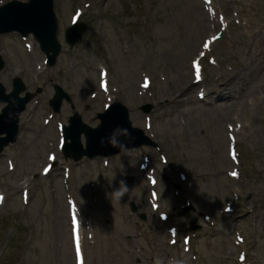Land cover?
<instances>
[{
    "label": "rangeland",
    "instance_id": "rangeland-1",
    "mask_svg": "<svg viewBox=\"0 0 264 264\" xmlns=\"http://www.w3.org/2000/svg\"><path fill=\"white\" fill-rule=\"evenodd\" d=\"M85 1L56 0L58 16L67 23L74 7ZM215 4L217 11L225 14L226 29L209 53L213 64L205 60L208 80L204 86L205 90L209 88L210 75L220 69H236V72L241 69L238 74L244 82L240 84L241 90L232 86V91L226 87L219 92L234 94L230 100L216 101L217 94H213L207 97L210 102L203 103L195 93L186 95L187 91L180 90L189 77L192 79L190 60L198 55L202 40L222 29L215 18L206 13L200 0H96L92 9L97 17L88 16L91 28L85 40L72 52L62 55L57 68L36 78L32 71V62L38 61L36 55H25L13 36L4 38L1 46L8 53L7 74L18 67L23 71L28 88H32L37 79L48 91L50 85L46 80L52 76V80L61 82L72 94L75 109L88 117L94 116L107 101L106 94L96 100L90 99L89 93L85 95L87 90L97 88L95 66L98 61L103 62L110 74L111 93L129 106L133 118L134 112L136 116L141 115L138 109L142 103L154 105L150 133L160 148L153 153V164L160 171L158 176L166 174L169 183L186 185L199 210L215 213L212 216L215 225L208 226L207 234L199 236V239L206 238L208 247L201 248L194 264H237L238 248L234 242L237 233L248 238L247 243L248 240L253 243L252 253L248 243L252 261L264 264V0H215ZM242 8L250 13L251 23L239 16ZM248 26L251 27L249 35ZM143 75L149 76L151 81L147 91L139 86ZM87 102L91 105L85 109ZM69 113L67 108L66 113L59 116L64 120ZM40 122L37 115L28 120L24 125L26 136L9 151L15 166L13 172L7 171L0 157V186L6 194L16 188V193L7 195L0 208L3 220L0 223V251L3 249L0 264H54V259L70 264L67 194L74 196L81 208L95 218L96 249L93 256L87 250V264H134L137 256L144 259L142 264H171L172 258L174 264H193L191 260L180 258L181 251L176 249H171L175 252L164 258L163 250L167 247L160 237L157 245L146 242L140 250L135 249L139 246L137 241L130 243L123 239V235L132 233L135 227L129 223V216L124 215V205L134 199L142 211L147 200L143 188L146 180L140 179L136 169L140 153L138 157L132 152L115 158L104 169L97 162L77 164L71 167L69 188L63 185L61 172L45 180L37 179L29 189L28 206L20 210L17 184L24 175L39 171L50 149L46 142L45 151V134H54L49 128L39 135ZM231 126L236 128L235 136L242 154L237 179L228 175L231 165L226 154L227 133ZM159 153L169 162L177 163L189 181H179L173 166L163 169ZM129 174H137L130 187L123 183ZM164 185L162 182L160 189ZM116 192L121 195L116 197ZM161 198L163 210L172 211L171 207L180 203L172 194H162ZM228 204L235 210L229 216L221 215L222 208ZM240 213L249 216L244 220L234 219ZM172 215L180 223L176 211ZM105 218L112 225L98 229ZM158 221L156 215L153 219L147 216V225L151 227L143 226L142 232L159 229L155 223ZM27 232H31L29 242ZM56 237L62 240L60 250L53 247Z\"/></svg>",
    "mask_w": 264,
    "mask_h": 264
},
{
    "label": "snow or ice",
    "instance_id": "snow-or-ice-1",
    "mask_svg": "<svg viewBox=\"0 0 264 264\" xmlns=\"http://www.w3.org/2000/svg\"><path fill=\"white\" fill-rule=\"evenodd\" d=\"M196 68H197V76L199 77V65L198 64L196 65Z\"/></svg>",
    "mask_w": 264,
    "mask_h": 264
},
{
    "label": "clouds",
    "instance_id": "clouds-1",
    "mask_svg": "<svg viewBox=\"0 0 264 264\" xmlns=\"http://www.w3.org/2000/svg\"><path fill=\"white\" fill-rule=\"evenodd\" d=\"M120 195H121V192H116V193H115V196H116V197H119Z\"/></svg>",
    "mask_w": 264,
    "mask_h": 264
}]
</instances>
